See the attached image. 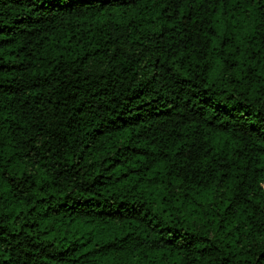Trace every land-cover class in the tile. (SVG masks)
<instances>
[{
	"label": "trees",
	"instance_id": "16d2710c",
	"mask_svg": "<svg viewBox=\"0 0 264 264\" xmlns=\"http://www.w3.org/2000/svg\"><path fill=\"white\" fill-rule=\"evenodd\" d=\"M0 264H264V0H0Z\"/></svg>",
	"mask_w": 264,
	"mask_h": 264
}]
</instances>
